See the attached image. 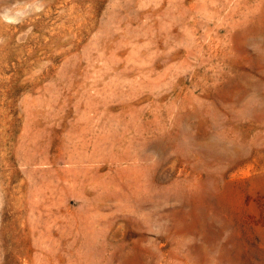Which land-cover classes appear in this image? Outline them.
Listing matches in <instances>:
<instances>
[{"label":"rangeland","instance_id":"obj_1","mask_svg":"<svg viewBox=\"0 0 264 264\" xmlns=\"http://www.w3.org/2000/svg\"><path fill=\"white\" fill-rule=\"evenodd\" d=\"M0 264H264V0H0Z\"/></svg>","mask_w":264,"mask_h":264}]
</instances>
